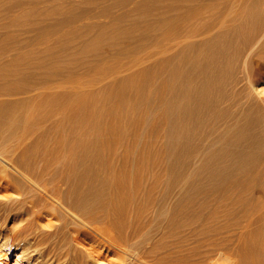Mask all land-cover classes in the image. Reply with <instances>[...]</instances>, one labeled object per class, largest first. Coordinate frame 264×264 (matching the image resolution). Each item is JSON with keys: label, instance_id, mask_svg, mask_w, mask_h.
<instances>
[{"label": "bare ground", "instance_id": "6f19581e", "mask_svg": "<svg viewBox=\"0 0 264 264\" xmlns=\"http://www.w3.org/2000/svg\"><path fill=\"white\" fill-rule=\"evenodd\" d=\"M41 1L0 0L6 190L20 176L51 198L52 215L105 223L129 264H264V0H109L96 13L99 2L77 0L45 8L57 15L47 27ZM109 35L131 38L112 47L146 51L150 66L73 90L93 69L110 72L95 69L103 58L84 60ZM156 115L166 120L162 166L138 130ZM24 230L6 240L20 244Z\"/></svg>", "mask_w": 264, "mask_h": 264}, {"label": "rangeland", "instance_id": "374dc122", "mask_svg": "<svg viewBox=\"0 0 264 264\" xmlns=\"http://www.w3.org/2000/svg\"><path fill=\"white\" fill-rule=\"evenodd\" d=\"M74 1L77 0H64L61 1L60 3L59 2L54 3V2L42 0L41 4L38 3V7L41 9V14L43 13L41 15L42 17L41 26L44 27L45 25V27H47L49 25H52L55 19L57 18V15L50 14L49 16V14L45 13L46 9L56 4L60 5L63 8H68V6H70V4ZM95 2H99V3L90 6L92 9L91 11L92 13L101 11L102 8L109 5L111 1L96 0ZM33 4L35 5L34 2ZM33 4L27 6H33ZM122 11L123 10L120 8H112V13L114 12L113 14H118ZM87 18L88 17L84 19L86 20V22H91V23L97 22L95 21L96 19L87 20ZM45 20L47 23L45 22ZM100 20L101 22H107L109 21V18L103 17ZM66 28L69 29L68 26H65L61 29L60 33H54V35L51 34L49 36L51 38L53 37V39L55 40L62 33L68 34L69 30H66ZM44 30L47 31V29ZM94 33H95L94 31L91 32V34ZM113 39L117 40V42H119L121 46L127 45L128 43L132 42L131 41L132 39L129 38L128 36L121 38L120 37L117 38V35L107 36L105 42L101 43L102 45L100 46L99 51H97L96 54L85 55L84 60L95 62L98 59L103 58L104 59L102 61L103 63H100V65L97 67L98 69L97 68L95 69L100 70L102 65H106L108 67V71L110 72L106 73L101 78L99 74H93L95 72L98 73L93 69L92 70L93 72L91 71V77H88V79H84L83 77L79 78L78 84L77 86L74 87L73 90L80 93H83L85 91L83 87H85L86 90H92V89L95 90L105 85L106 83L112 81L115 76L130 77L134 71H137L140 68L142 69L144 66L147 67L150 66L151 61H148V59L144 61L142 59L143 56L146 58L148 57L147 56L148 53L146 51L141 55L139 54L140 58L138 59H136V57H138L139 55L134 57L130 54L129 57L128 55L119 54L118 48L121 46L119 45L118 47L115 46L112 47L113 45H115V43L114 44L112 43ZM46 47H47L46 44H42L39 46V48H41V51ZM144 54H146V56ZM106 55L108 56V58L109 57L111 58L108 59ZM86 58L89 60H87ZM105 61H108L107 63L109 64L111 63L110 68H109V64L107 63L105 64ZM113 63L115 65H113ZM96 75H99L100 78L99 76ZM257 84L260 90H264V77L261 78L257 82ZM142 114L145 115V113ZM153 118L155 119L154 126L152 127L147 125L145 126L143 120L140 122V125H138L139 126L138 130L139 132L142 133V144L144 142L152 143V145L154 146L157 152V163L162 166L165 161L164 156H165L166 144L164 137L166 135V128H165L166 120L163 115H156L153 116ZM263 123H264V112H263ZM0 165L6 166V163L1 158H0ZM6 167L10 169V170L8 169L10 172L13 171L12 168L8 166ZM0 172H1L0 173V264H129L130 261H127L129 259L123 261L122 258L118 254H116L117 251L115 250V247L114 246L112 247L110 243L106 242L108 241L109 229L106 227L105 223L103 222L90 223L86 220L84 221L81 218H79L77 215L76 218L73 212L71 213H73L74 215H72L70 212L68 213V211L65 209L63 210H65L64 212L66 214L64 212H61L62 210L61 211L59 210L58 212V210L56 209L57 211L55 212H57L58 214L52 215L50 213L51 212L50 208H52L50 202L53 201L48 199L50 198L49 196L45 200L44 196L46 197V195H42L44 194L43 192L39 194L40 192L38 190L41 191V188L40 189L36 188L37 190L34 189L29 190L30 189L28 185L29 183L19 180L21 183L20 184L18 182L20 176L19 177L17 176L18 179L16 180L15 178L13 183L16 184L15 181H17L19 187L15 189L16 186L13 185V186H9L8 189L6 190L7 188L6 181L1 179V177L4 176V173L2 171ZM19 191L20 193H18ZM7 193L8 194L10 193L9 194L10 197L6 196ZM43 206H47V208L49 207L48 211L42 212L41 207ZM58 209H62V208L59 207ZM80 219L81 221L84 222L79 221ZM87 224L91 226L90 227L91 229L88 228L89 226L87 227ZM23 227L26 228V230L23 231V235H22V237L26 239L25 241H23L25 243L20 241V244H16L15 246L13 244H10L9 241L11 240V237L7 238L6 240L5 236H7L10 230L16 228H23ZM97 229H100L102 231L101 232L99 230V235ZM103 229L106 230L107 232L104 231ZM10 245L11 248H9ZM45 249L47 250V253L50 251V254H47ZM41 251L43 252L45 251L44 254L46 255L41 256L40 254Z\"/></svg>", "mask_w": 264, "mask_h": 264}]
</instances>
